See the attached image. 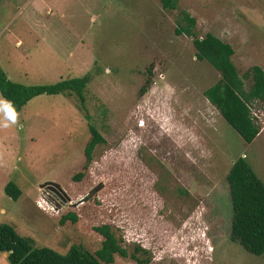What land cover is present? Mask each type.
<instances>
[{
	"label": "rangeland",
	"instance_id": "obj_1",
	"mask_svg": "<svg viewBox=\"0 0 264 264\" xmlns=\"http://www.w3.org/2000/svg\"><path fill=\"white\" fill-rule=\"evenodd\" d=\"M181 10L198 35L232 45L241 75L264 69V0H178L177 10L160 0H0L9 80L91 76L83 109L76 95L41 94L12 122L0 104V223L60 253L95 251L103 240L95 227L108 224L149 264H264L231 239L227 181L244 157L264 182V103L252 108L261 130L246 143L204 95L219 73L176 35ZM90 126L106 142L86 165ZM9 181L21 189L16 200ZM0 264H10L5 253ZM111 264L137 263L116 255Z\"/></svg>",
	"mask_w": 264,
	"mask_h": 264
},
{
	"label": "trees",
	"instance_id": "obj_2",
	"mask_svg": "<svg viewBox=\"0 0 264 264\" xmlns=\"http://www.w3.org/2000/svg\"><path fill=\"white\" fill-rule=\"evenodd\" d=\"M160 1L165 10L178 9V0ZM195 27L196 18L181 10L176 35L190 37L196 58L206 61L219 73L218 80L204 91L205 97L246 143H252L261 130L252 108L256 103H264V69L253 65L241 75L232 60L235 52L232 45L210 32L198 35ZM90 80L88 73L53 84L25 85L9 80L0 69V94L11 103L15 114L29 100L41 94L76 95L83 109L84 91ZM247 82L250 83L248 87ZM148 84L149 81L141 87L140 94L146 92ZM89 132L91 137L84 150L86 165L91 163L95 148L106 142L95 126H90ZM227 181L232 205L231 239L251 254H264V182L244 157H238L232 163ZM4 190L13 200L21 194V189L13 181L7 182ZM65 219L63 217L61 223ZM70 219L77 221L75 215ZM95 230L103 237L95 251L73 245L66 253H60L50 247H38L33 237L21 236L13 226L0 223V252L7 255L10 264H111L116 255L131 258L137 264L150 263L149 257L137 255L140 251L146 253L139 246L129 253L110 225H100Z\"/></svg>",
	"mask_w": 264,
	"mask_h": 264
},
{
	"label": "clouds",
	"instance_id": "obj_3",
	"mask_svg": "<svg viewBox=\"0 0 264 264\" xmlns=\"http://www.w3.org/2000/svg\"><path fill=\"white\" fill-rule=\"evenodd\" d=\"M0 104L3 105L4 110H6L8 112L9 116L14 117L13 120H12V122H15V109L11 106V103L8 102V101H2V100H0Z\"/></svg>",
	"mask_w": 264,
	"mask_h": 264
},
{
	"label": "water",
	"instance_id": "obj_4",
	"mask_svg": "<svg viewBox=\"0 0 264 264\" xmlns=\"http://www.w3.org/2000/svg\"><path fill=\"white\" fill-rule=\"evenodd\" d=\"M100 189V187H96L95 189H93L92 191H90L84 198L83 201L88 200L92 195H94V193H96L98 190Z\"/></svg>",
	"mask_w": 264,
	"mask_h": 264
},
{
	"label": "built area",
	"instance_id": "obj_5",
	"mask_svg": "<svg viewBox=\"0 0 264 264\" xmlns=\"http://www.w3.org/2000/svg\"><path fill=\"white\" fill-rule=\"evenodd\" d=\"M38 204H39L38 206L42 207L41 202H38Z\"/></svg>",
	"mask_w": 264,
	"mask_h": 264
}]
</instances>
